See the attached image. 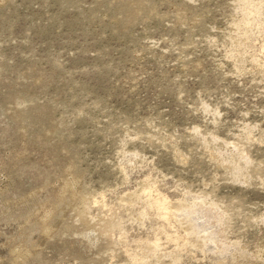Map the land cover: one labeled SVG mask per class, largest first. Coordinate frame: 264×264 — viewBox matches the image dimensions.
<instances>
[{
	"label": "rangeland",
	"instance_id": "obj_1",
	"mask_svg": "<svg viewBox=\"0 0 264 264\" xmlns=\"http://www.w3.org/2000/svg\"><path fill=\"white\" fill-rule=\"evenodd\" d=\"M0 264H264V0H0Z\"/></svg>",
	"mask_w": 264,
	"mask_h": 264
},
{
	"label": "bare ground",
	"instance_id": "obj_2",
	"mask_svg": "<svg viewBox=\"0 0 264 264\" xmlns=\"http://www.w3.org/2000/svg\"><path fill=\"white\" fill-rule=\"evenodd\" d=\"M165 201V198H164V196H161V195H159V196H157V197H155L154 199H151L149 202H148V204H150V205H156V204H159V203H163ZM175 239V238H174ZM167 243V242H166ZM170 243V242H169ZM171 245V244H170Z\"/></svg>",
	"mask_w": 264,
	"mask_h": 264
}]
</instances>
